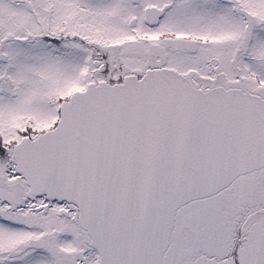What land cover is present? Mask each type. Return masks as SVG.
<instances>
[{"label":"snow or ice","instance_id":"6c2138e0","mask_svg":"<svg viewBox=\"0 0 264 264\" xmlns=\"http://www.w3.org/2000/svg\"><path fill=\"white\" fill-rule=\"evenodd\" d=\"M0 264H264V0H0Z\"/></svg>","mask_w":264,"mask_h":264}]
</instances>
